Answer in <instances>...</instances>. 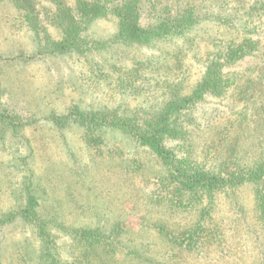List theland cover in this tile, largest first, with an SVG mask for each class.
Listing matches in <instances>:
<instances>
[{
    "label": "rangeland",
    "instance_id": "374dc122",
    "mask_svg": "<svg viewBox=\"0 0 264 264\" xmlns=\"http://www.w3.org/2000/svg\"><path fill=\"white\" fill-rule=\"evenodd\" d=\"M45 29L52 40L59 38L55 28ZM116 30V19L108 17L92 22L87 34L107 41ZM41 34L28 28L11 0H0V217L16 208L30 186L40 218L49 223L67 262L68 249L75 245L71 230L108 229L121 222L127 233L120 240L142 257L121 251L113 254V264H264V220L249 185L239 188L235 198L217 196L206 238L187 251L166 241L159 228L179 237L196 222V210L175 212L148 200L162 173L153 157L118 132L113 148L97 153L85 144L80 127L62 131L56 126L75 107L130 112L165 100L169 84L179 82L176 89L190 92L200 75L198 58L213 40L231 39L230 32L204 22L189 37L191 46L178 40L83 55L41 53ZM130 69L138 80L126 93L120 78L127 80ZM197 142L199 151L206 141L201 137ZM34 231L21 219L0 224V264H39Z\"/></svg>",
    "mask_w": 264,
    "mask_h": 264
},
{
    "label": "trees",
    "instance_id": "16d2710c",
    "mask_svg": "<svg viewBox=\"0 0 264 264\" xmlns=\"http://www.w3.org/2000/svg\"><path fill=\"white\" fill-rule=\"evenodd\" d=\"M11 1L24 13L28 28L44 35L41 53L83 55L120 47L153 48L178 40L191 46L189 37L204 22L229 31L231 39L213 40L205 56L198 58L200 75L190 92L176 89L179 82L169 84L165 100L130 112L75 107L56 126L62 131L80 127L85 144L97 153L110 151L118 132L160 164L162 173L148 200L167 204L175 212L197 213L196 222L179 237L159 228L173 245L197 248L206 238L217 196L235 198L244 186L252 188L264 220V0L254 4L245 0ZM108 17L116 19L115 35L107 41L91 40L90 24ZM46 26L58 30L59 38L52 40ZM128 72L127 80L120 78L121 88L132 93L138 79L132 78L134 70ZM201 137L206 143L198 151ZM250 152L253 159L244 161ZM15 219L35 227L39 264H113V254L121 251L142 257L120 240L127 232L125 224L117 222L108 229L71 230L75 243L68 249L71 262L63 260L49 223L40 218L30 186L24 188L16 208L0 217V224Z\"/></svg>",
    "mask_w": 264,
    "mask_h": 264
}]
</instances>
